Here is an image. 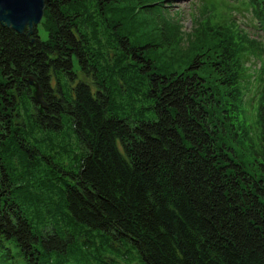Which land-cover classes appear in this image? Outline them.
I'll return each mask as SVG.
<instances>
[{
  "label": "trees",
  "instance_id": "1",
  "mask_svg": "<svg viewBox=\"0 0 264 264\" xmlns=\"http://www.w3.org/2000/svg\"><path fill=\"white\" fill-rule=\"evenodd\" d=\"M76 1L45 0L44 37L39 24L20 34L0 23V264H61L78 231L126 243L141 264H264V61L249 83L228 41L158 70L151 44L106 20L112 0Z\"/></svg>",
  "mask_w": 264,
  "mask_h": 264
},
{
  "label": "rangeland",
  "instance_id": "2",
  "mask_svg": "<svg viewBox=\"0 0 264 264\" xmlns=\"http://www.w3.org/2000/svg\"><path fill=\"white\" fill-rule=\"evenodd\" d=\"M81 1H76L80 10L89 0ZM107 4L104 5L106 20L115 23L114 31L119 32L118 27L122 26L120 34L126 35L131 43L151 44V49L145 55L158 70L181 71L193 57L204 59L228 41L239 45L244 52L247 58L244 63L249 66L251 74L249 83L255 80L259 65L264 61L261 49L264 46V0H112ZM89 16L95 23L101 22L102 28L105 27L102 14L91 9ZM38 26L44 37L46 34L42 24ZM104 35L110 36V32L106 31L100 37ZM256 47L261 50H254ZM206 72L205 75L211 81L215 74L211 69ZM216 97L222 101L227 98L222 89L216 93ZM127 98L130 96L123 99L118 97L116 103L122 106V102H128ZM130 100L135 98L131 97ZM55 147L57 148L53 154L57 155V150L63 152L62 146ZM232 148L247 163L249 171H254V161L245 142L237 139L232 143ZM70 157L71 154L65 158V164L73 161L74 157ZM56 160L58 161L57 158ZM11 164L16 166L24 178L16 183L22 185L26 196H32L31 187L27 185L30 179L22 173L25 168L18 158H12ZM22 201L29 204L24 198ZM40 209L43 211L42 207H33L31 212L34 217H39ZM48 216L45 213L46 220L50 219ZM78 233L80 235L75 236L69 257L60 254L54 261L59 260L61 264H141L135 250L126 243L115 242L105 236L98 237L88 231ZM108 251H112L113 255ZM102 254L103 260L99 262ZM128 258H133L134 261L127 262Z\"/></svg>",
  "mask_w": 264,
  "mask_h": 264
},
{
  "label": "water",
  "instance_id": "3",
  "mask_svg": "<svg viewBox=\"0 0 264 264\" xmlns=\"http://www.w3.org/2000/svg\"><path fill=\"white\" fill-rule=\"evenodd\" d=\"M45 0H0V23L22 34L25 29L32 34L44 13ZM29 83L34 84L30 79ZM34 100L41 108H47L40 86L35 85Z\"/></svg>",
  "mask_w": 264,
  "mask_h": 264
}]
</instances>
